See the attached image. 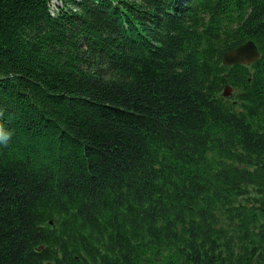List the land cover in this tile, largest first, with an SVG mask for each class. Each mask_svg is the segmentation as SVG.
Returning a JSON list of instances; mask_svg holds the SVG:
<instances>
[{"label": "trees", "instance_id": "obj_1", "mask_svg": "<svg viewBox=\"0 0 264 264\" xmlns=\"http://www.w3.org/2000/svg\"><path fill=\"white\" fill-rule=\"evenodd\" d=\"M53 1L0 0V264H264V0Z\"/></svg>", "mask_w": 264, "mask_h": 264}, {"label": "water", "instance_id": "obj_2", "mask_svg": "<svg viewBox=\"0 0 264 264\" xmlns=\"http://www.w3.org/2000/svg\"><path fill=\"white\" fill-rule=\"evenodd\" d=\"M260 59V53L253 42H249L244 46L222 56V62L225 66L252 65ZM230 90H227L225 97L230 96Z\"/></svg>", "mask_w": 264, "mask_h": 264}, {"label": "clouds", "instance_id": "obj_3", "mask_svg": "<svg viewBox=\"0 0 264 264\" xmlns=\"http://www.w3.org/2000/svg\"><path fill=\"white\" fill-rule=\"evenodd\" d=\"M11 133L4 131L2 127H0V144H6L10 139Z\"/></svg>", "mask_w": 264, "mask_h": 264}, {"label": "rangeland", "instance_id": "obj_4", "mask_svg": "<svg viewBox=\"0 0 264 264\" xmlns=\"http://www.w3.org/2000/svg\"><path fill=\"white\" fill-rule=\"evenodd\" d=\"M53 10L56 9V7H62V4L58 0H54L52 3Z\"/></svg>", "mask_w": 264, "mask_h": 264}]
</instances>
